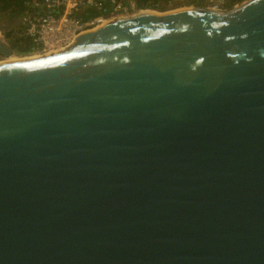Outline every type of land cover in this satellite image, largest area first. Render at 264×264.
<instances>
[{
    "label": "water",
    "instance_id": "95a60500",
    "mask_svg": "<svg viewBox=\"0 0 264 264\" xmlns=\"http://www.w3.org/2000/svg\"><path fill=\"white\" fill-rule=\"evenodd\" d=\"M0 264H264V0L0 62Z\"/></svg>",
    "mask_w": 264,
    "mask_h": 264
},
{
    "label": "built area",
    "instance_id": "2783aa9c",
    "mask_svg": "<svg viewBox=\"0 0 264 264\" xmlns=\"http://www.w3.org/2000/svg\"><path fill=\"white\" fill-rule=\"evenodd\" d=\"M161 1L143 0L140 7L139 0H25L19 15L20 35L30 39L32 52L61 51L74 43L77 36L107 20L155 9ZM200 1L205 4L204 8L228 10L239 0ZM90 9L98 14L87 18L81 16Z\"/></svg>",
    "mask_w": 264,
    "mask_h": 264
},
{
    "label": "rangeland",
    "instance_id": "374dc122",
    "mask_svg": "<svg viewBox=\"0 0 264 264\" xmlns=\"http://www.w3.org/2000/svg\"><path fill=\"white\" fill-rule=\"evenodd\" d=\"M246 0H239L236 3H232L229 7V9H232L236 7L239 4L244 3ZM157 2V0L155 1ZM236 4V5H235ZM184 7H205V4L200 1V0H164L160 2V5L156 6L155 9L158 12H165V11H170L178 8H184ZM20 24V17L19 16H14L11 13L8 12H0V27L3 30H8L12 31L13 33L16 32V29H18ZM17 33V32H16ZM14 36V35H13ZM38 52L35 51H30V52H21V51H16L15 56L18 57H26L31 54H35ZM6 56L0 55V61H2Z\"/></svg>",
    "mask_w": 264,
    "mask_h": 264
},
{
    "label": "trees",
    "instance_id": "16d2710c",
    "mask_svg": "<svg viewBox=\"0 0 264 264\" xmlns=\"http://www.w3.org/2000/svg\"><path fill=\"white\" fill-rule=\"evenodd\" d=\"M24 1L25 0H0V12H8L13 14L14 16H19L23 8ZM153 1L155 2L156 0ZM97 14V11L90 9L83 12L81 16L87 18L95 16ZM20 27L21 25L19 24L18 29H16L17 33L9 31L8 35L12 37L14 47L17 48V51L19 50L21 52L27 53L33 50V45L30 39H27L26 37L20 35Z\"/></svg>",
    "mask_w": 264,
    "mask_h": 264
},
{
    "label": "bare ground",
    "instance_id": "6f19581e",
    "mask_svg": "<svg viewBox=\"0 0 264 264\" xmlns=\"http://www.w3.org/2000/svg\"><path fill=\"white\" fill-rule=\"evenodd\" d=\"M240 5V4H239ZM239 5H237V6H239ZM184 8H189V7H184ZM145 11H149V12H154V13H162V12H158V11H156V9H153V8H150V9H147V10H144V12ZM106 21V20H105ZM108 21V20H107ZM54 52V51H53ZM53 52H50V53H53ZM45 53H43V54H37V53H35V54H31V55H29V56H26V57H18V56H15V54H13V55H10V56H7V57H5L2 61H9V60H15V59H21V58H29V57H37V56H41V55H44ZM48 54V53H47ZM2 61H0V62H2Z\"/></svg>",
    "mask_w": 264,
    "mask_h": 264
},
{
    "label": "flooded vegetation",
    "instance_id": "af4514ba",
    "mask_svg": "<svg viewBox=\"0 0 264 264\" xmlns=\"http://www.w3.org/2000/svg\"><path fill=\"white\" fill-rule=\"evenodd\" d=\"M153 1V0H152ZM158 1V0H157ZM164 1V0H162ZM8 30H3L1 27H0V36L2 39H4V41H6L8 44L11 45V47L15 50V52L17 51V48L14 47V42H13V39L11 36L8 35ZM0 55L2 56H5L4 54L0 53Z\"/></svg>",
    "mask_w": 264,
    "mask_h": 264
}]
</instances>
